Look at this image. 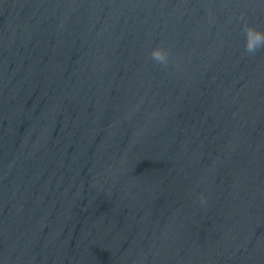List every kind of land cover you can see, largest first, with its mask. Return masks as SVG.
<instances>
[{
  "label": "water",
  "instance_id": "obj_1",
  "mask_svg": "<svg viewBox=\"0 0 264 264\" xmlns=\"http://www.w3.org/2000/svg\"><path fill=\"white\" fill-rule=\"evenodd\" d=\"M245 24L264 0H0V264H264Z\"/></svg>",
  "mask_w": 264,
  "mask_h": 264
},
{
  "label": "clouds",
  "instance_id": "obj_2",
  "mask_svg": "<svg viewBox=\"0 0 264 264\" xmlns=\"http://www.w3.org/2000/svg\"><path fill=\"white\" fill-rule=\"evenodd\" d=\"M244 32L246 36L245 51L248 54H255L261 48H264V30H260L251 25L245 24ZM151 58L158 64L167 66L169 62V52L163 47H155L151 50ZM201 202L204 203V197L201 195Z\"/></svg>",
  "mask_w": 264,
  "mask_h": 264
}]
</instances>
